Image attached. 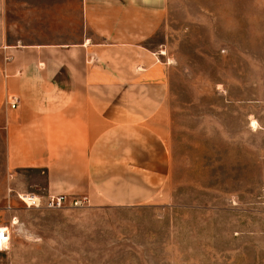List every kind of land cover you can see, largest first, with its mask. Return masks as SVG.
<instances>
[{"label": "rangeland", "instance_id": "rangeland-1", "mask_svg": "<svg viewBox=\"0 0 264 264\" xmlns=\"http://www.w3.org/2000/svg\"><path fill=\"white\" fill-rule=\"evenodd\" d=\"M165 3L163 196L27 207L28 174L6 169L0 134V227L17 264H264V0Z\"/></svg>", "mask_w": 264, "mask_h": 264}, {"label": "crops", "instance_id": "crops-1", "mask_svg": "<svg viewBox=\"0 0 264 264\" xmlns=\"http://www.w3.org/2000/svg\"><path fill=\"white\" fill-rule=\"evenodd\" d=\"M165 10V0H0V134L6 169L28 174L24 190L91 206L163 196ZM15 249H0V264H17Z\"/></svg>", "mask_w": 264, "mask_h": 264}, {"label": "built area", "instance_id": "built-area-1", "mask_svg": "<svg viewBox=\"0 0 264 264\" xmlns=\"http://www.w3.org/2000/svg\"><path fill=\"white\" fill-rule=\"evenodd\" d=\"M11 107H15L17 104V98L11 97L8 101ZM18 199L27 207H39L42 205V199H44V203L47 207H61L65 202H69L70 205L78 206L82 203L81 198H72L68 200L66 196H47L43 198L40 194H36L33 192H25L22 194H17ZM10 241V234L8 231V227H0V249H3L7 246Z\"/></svg>", "mask_w": 264, "mask_h": 264}, {"label": "bare ground", "instance_id": "bare-ground-1", "mask_svg": "<svg viewBox=\"0 0 264 264\" xmlns=\"http://www.w3.org/2000/svg\"><path fill=\"white\" fill-rule=\"evenodd\" d=\"M252 124H254V122Z\"/></svg>", "mask_w": 264, "mask_h": 264}]
</instances>
